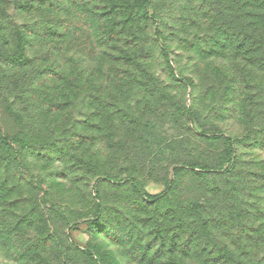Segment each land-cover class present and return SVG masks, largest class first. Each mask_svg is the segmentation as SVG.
<instances>
[{
	"label": "rangeland",
	"instance_id": "374dc122",
	"mask_svg": "<svg viewBox=\"0 0 264 264\" xmlns=\"http://www.w3.org/2000/svg\"><path fill=\"white\" fill-rule=\"evenodd\" d=\"M137 1L0 0V264H234L221 247L264 264L260 1ZM16 31L33 63L2 57ZM116 55L118 102L100 71ZM141 68L163 92L136 90Z\"/></svg>",
	"mask_w": 264,
	"mask_h": 264
},
{
	"label": "trees",
	"instance_id": "16d2710c",
	"mask_svg": "<svg viewBox=\"0 0 264 264\" xmlns=\"http://www.w3.org/2000/svg\"><path fill=\"white\" fill-rule=\"evenodd\" d=\"M54 1L56 2L57 0H41L42 6L43 8L47 11V13H53L54 9H55V5H54ZM241 1V0H240ZM250 1V0H249ZM252 1V0H251ZM259 2V5H254L255 7H252L253 9V14L254 17H258V15L261 13L260 10H262V12L264 11V0H257ZM137 6H136V11H138L140 17L143 16V12L145 10V5H147V3H145V1L143 0H138L137 1ZM21 6V5H20ZM24 11H27L26 5H23L21 7ZM260 11V13H259ZM49 33H50V38H56V34L58 32V29L56 28V25H50V27L48 28ZM58 39H59V35H58ZM57 39V40H58ZM12 40V44L14 43V48L11 51L10 49H6V52L3 53L2 57H4L7 61V63L12 64V65H22L27 59L29 60L28 63H33L32 59H29L26 57L25 55V51H24V35L22 33H20L19 31H16L14 34H12L9 39L4 40L3 42L8 44V41ZM60 40V39H59ZM1 50V48H0ZM122 57L120 55H116L115 59H112V61L110 62V64L104 66V70L103 67H101L100 71L104 72L105 76L108 77L107 80V90L110 92L109 98L113 101L118 102V97L124 95V90H126L127 88L125 87L126 83L124 84V86L122 85V82H125V79H122L121 77L117 80V75H123V71L121 70V65L119 62L117 61H122ZM124 60V59H123ZM136 67L138 68L139 65L136 64ZM120 69V71H119ZM6 73L9 72V70L7 69L5 71ZM140 73H141V77L142 79H139V85L136 88V90H141V89H146L147 91H150L152 93H158V92H163V87H160L157 84V81L155 80L154 84L149 85L148 84V80L145 78L144 75L147 74V72L141 68L140 69ZM143 74V75H142ZM245 73H243V77L245 78V83H246V87L250 86V83L248 82V80H246V75H244ZM45 75L47 77H51V76H65L66 72H64V69L62 67H60L59 65H53L52 63H49V65L46 67L45 69ZM144 81V82H143ZM242 82H243V78H242ZM142 83V84H140ZM145 83V84H144ZM144 84V85H143ZM16 90H19V87H15ZM252 97L250 95H247L244 99V101L250 100ZM118 104V103H117ZM116 107V105H115ZM3 112H10L9 108L4 109ZM13 114V113H10ZM264 130V128H263ZM224 146H226L225 151L226 153H224V155L228 154V155H232V151H231V146L230 141L227 138H221ZM228 143V145H227ZM0 149H2L5 152V156L3 157L4 160L6 161H15L14 157L10 154V142H8L6 140V138H4L2 136V129L0 128ZM231 160V159H230ZM229 159L227 161L221 159L220 163H219V169L222 170V167L224 166L225 163L230 164L231 161ZM182 166V165H181ZM187 168H193L195 165L193 164H187L185 165ZM199 166V165H196ZM240 167V162L239 160H234L233 164L231 166L230 170H225L224 173H226L225 175H227L228 177H234V175L238 172V168ZM202 207L201 204H192L191 205V209L193 212H196L197 214H200V208ZM203 209H204V205H203ZM205 248L210 251L209 254H212L213 251L212 249L216 250L217 247V243L212 241V245H211V232H210V228L207 224V222L205 221V219L203 218V253H206ZM219 252L223 253V256L226 257V262H233L234 264H249L248 261H239L238 259H234V256L232 253H230L228 250L225 249V247H221V249L219 250Z\"/></svg>",
	"mask_w": 264,
	"mask_h": 264
}]
</instances>
